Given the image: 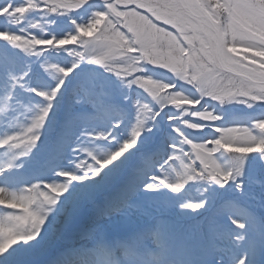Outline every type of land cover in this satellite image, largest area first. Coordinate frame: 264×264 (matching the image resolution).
Returning a JSON list of instances; mask_svg holds the SVG:
<instances>
[{
  "label": "rangeland",
  "instance_id": "1",
  "mask_svg": "<svg viewBox=\"0 0 264 264\" xmlns=\"http://www.w3.org/2000/svg\"><path fill=\"white\" fill-rule=\"evenodd\" d=\"M61 2L70 3L71 0H48L49 4ZM186 2L195 9H203L209 15V20L218 29L224 43L221 52L225 55L226 49L230 54L225 55L226 63L241 73L253 76L256 80L236 76L223 68L217 56L214 31L209 27L210 21L204 22L192 16L182 7L180 0H129L128 2L112 0L116 18L108 20L107 16H102L99 25L114 30L120 38L113 70L121 73V76L109 71L104 65L93 62L91 60L93 49L83 41L74 47L72 45L75 43V38L70 37L63 46L56 41L50 46L41 48L37 47L33 40L36 36L63 37L73 33L75 31L73 21L88 22L93 11L104 7V0H89L85 7L64 14L39 10L26 14L34 5L39 7L40 0H0V37L26 46L23 50L0 40V73L8 79L7 64L16 72L20 70V60L26 58L37 61L49 57L51 63L39 61L36 67L55 70L56 68L47 66L56 65V60L60 56L56 54L57 51L75 58V61L77 55L86 57V60L78 61L74 70L82 66L80 71H86L87 83L92 88L91 93L94 96H102L106 103L111 102L131 114L134 110H138L145 117L140 119L149 123L153 121L152 107L158 99L155 91L158 85L145 81L128 85L126 73L123 72L127 65L118 62L130 55L142 58L138 63L143 65L146 61L151 62L156 66V75L162 80L177 83L185 93L195 91L210 99L209 109H214V115L221 116L222 119L213 121L210 128L192 130L193 136L189 139L192 143L212 139L219 135L215 131L216 127L223 126L219 137L221 143L217 145L213 141L212 151L222 167L239 166L238 160L244 155L245 149L264 150V143L259 142V130H255L254 133L249 128L253 127L256 120L264 119V102H260L264 100V0H186ZM51 21L54 23H50ZM95 30L85 32L84 35L89 36ZM15 60L17 64L13 63ZM79 80L80 73H72L66 77V82L72 88ZM32 85H34L32 82L29 83L30 87L26 91L39 99H44L39 96V91L43 88ZM8 92L9 90L0 89L1 100ZM125 96L129 99L125 100ZM141 108L143 111L140 110ZM20 109L21 106H18L15 111ZM92 110L93 108H90L88 112ZM179 112L180 110L172 105L165 107L156 117L155 126L144 131L143 137L148 138L147 142H143L144 146L158 141L159 138L155 136L162 130L167 144L175 143L176 147L182 149L183 144L187 142L183 137L179 140L173 137L178 135L171 126L174 121L169 120L166 115V113L179 115ZM11 114L12 112L0 102V119ZM191 119L197 121L202 120L203 117L193 116ZM255 127L264 133V123ZM177 141L179 142L176 143ZM160 144H164L163 141H160ZM189 148L190 146H185V155H191ZM168 151L169 155L173 150L171 148ZM144 155L145 152H139L138 160H142ZM173 169L174 173L172 168L167 171L169 178L174 181V174L178 175L182 171L178 160ZM238 179L244 181L242 189L234 181L217 185L211 181L198 180L203 182L202 185L194 182L199 184L197 191L199 195L191 194L192 197L182 203L202 202L204 205L202 208L189 209L191 218L201 215V223L205 224V227L222 232L225 241L221 243L241 251V246L235 242V234L244 229L233 222V217H237L235 213L237 208L251 216V222L247 226L250 239L258 241L259 234L264 232V200H257L252 195L253 192L258 193L260 190L256 181L264 179V153L246 154L242 175ZM189 183L191 181L185 184V190ZM211 203L215 204L211 206ZM25 211L29 210L25 208ZM261 219L263 220L260 221ZM203 224L200 225L204 226ZM44 242L45 239L40 238L35 251L44 246Z\"/></svg>",
  "mask_w": 264,
  "mask_h": 264
},
{
  "label": "clouds",
  "instance_id": "2",
  "mask_svg": "<svg viewBox=\"0 0 264 264\" xmlns=\"http://www.w3.org/2000/svg\"><path fill=\"white\" fill-rule=\"evenodd\" d=\"M50 23H54V21ZM36 38L37 36L33 38L35 43ZM225 55H230L226 49ZM76 57L77 61L65 67H70L74 71L79 60L87 59L79 55ZM139 59L142 58L130 55L126 59L118 61L127 65V68L123 70L127 76L126 82L128 85L137 81L151 82L158 85L155 90L158 99L155 101V106L152 107L153 121L169 105L180 110L179 115H168L166 113L168 119L174 121L171 126L174 127L175 134H178L173 136L175 139L179 140L183 137L187 143H191L189 137L193 136L192 130L210 128L211 123L218 119V116L214 115L215 110H210L208 107L210 99H206L204 95L195 91L185 93L178 87L177 83L162 80L157 76L156 66L152 65L151 62L146 61L143 65H140L138 63ZM105 68L112 71L107 67ZM71 73H66V76ZM116 74L121 76V73ZM59 88L60 85L56 84L46 91L57 92ZM22 106L25 111L29 108L28 105ZM47 106L50 107V105ZM23 114L21 113V115ZM193 116L203 117V119L193 121L191 119ZM146 122L144 126L148 127L149 124ZM111 129L112 127L82 131L80 136L77 137L78 143L75 145L79 148V153H76L75 156V162L70 159V166L59 167L58 173L57 169L53 168L46 178L15 188L0 184V190H3L0 191V214L17 217L27 216L28 221L27 224L18 227L14 232L0 233V251L7 249L15 251L14 246L23 248L27 242L33 241V237L37 236L38 233H50L54 237L56 236L58 220L55 218L50 219L53 217V212L49 208V201L56 202V213H59L62 211L60 197L65 192L67 185H71L74 179L83 178L77 174H96L106 166L105 158L107 154L117 150L120 144L117 139L116 144L112 146L103 143L109 140V136L116 138ZM143 130V128L138 129L137 134ZM40 135V128L32 131V148L36 146ZM92 137L101 139L98 141L91 139ZM260 152H264V150ZM70 156L73 157V151L70 152ZM192 164L196 180L211 181V175H205L195 170L194 159ZM98 165L99 167H97ZM21 166L18 165L17 167ZM68 172L71 174H66ZM238 178V175L232 174L231 176H222L220 180L222 183H227L231 179L236 185H243L244 181ZM256 184L260 190L258 193L253 192L252 195L257 200H264V179L256 181ZM71 187L76 188L77 186L71 185ZM33 191L37 192V198L35 199L32 198ZM13 192L18 197H23L15 200L17 203L24 204L28 208V212L24 208H15L6 203L11 200L9 194ZM114 210L119 211V209ZM238 219L244 225L240 227L244 231L235 234V236L244 238L242 241L235 240L241 246L239 256L246 259V264H264V232L259 234L258 241L250 239L247 228L248 219L245 217H238ZM233 222L236 223L237 221L233 219ZM93 231L96 235L89 237L86 243L77 244L75 247L61 252L58 257L49 261L48 264H212L211 258L199 253V245L194 243L190 237L181 233L174 222L164 215L152 216L147 223L141 224H137L135 221L124 224L110 222L106 225H97ZM245 242H247L246 246ZM216 264H221V261L217 260ZM229 264H237V257L233 258Z\"/></svg>",
  "mask_w": 264,
  "mask_h": 264
},
{
  "label": "bare ground",
  "instance_id": "3",
  "mask_svg": "<svg viewBox=\"0 0 264 264\" xmlns=\"http://www.w3.org/2000/svg\"><path fill=\"white\" fill-rule=\"evenodd\" d=\"M202 15L203 14H201V18L203 17ZM203 21L207 22L205 18ZM37 61H34L30 58L20 60L21 69L23 71H28L29 75L27 77H33V79L41 86H43L45 90L54 87L63 74L59 73L57 69L47 70L43 68L38 69L35 67L38 66L39 61H42L44 63L46 62L51 63L49 57L48 58L45 57ZM72 62H73V58L61 57L58 61L56 60V65H60L61 63L63 66H67ZM63 79H64V85L61 88L58 96L55 98L54 102H52L53 107L48 113L44 125L41 128L40 139L37 141L36 146L33 148H32V140H33L32 132L29 133L27 131V127L33 121L34 118H38L40 115H46L42 113V109L44 106H46V103L45 102L40 103L38 108L35 110L34 108H32V103L30 99H27L26 105H28L29 108L23 114V116L27 118V124L25 125L21 133L18 134L19 144L23 146L25 156L19 157V159L17 160V164L22 165V167L20 168L16 167L14 169L7 170L3 174H0V184H6L8 186L9 184H12L11 187L13 188L18 187L17 183H19V180L16 178L17 173H24L27 174L28 176L36 177L42 171V169H40L38 165L45 164L47 162L49 163V166H51L50 170L56 168L58 173L59 164L57 161L52 162L50 159H48L47 162L46 161H43L41 163L39 162L42 156V152L39 150V146L40 144H43L46 140L51 138L50 135H48V130L54 119L62 116L64 114V111H65V116L67 118H74V115H72L70 111L72 108L70 98L78 99V97L84 96L86 94L91 95L90 91H92V88L89 85H87L86 78L84 77L80 78L79 82L72 90L66 83V77H63ZM0 83L2 86L10 88L6 80L2 79ZM79 89H83L84 91H87L90 94L89 93L83 94L82 92H79ZM18 90L19 89L15 88L14 93H16ZM22 100H25V98L22 97ZM15 106L16 104L14 103L11 107H15ZM139 114L140 113L138 112L134 114H129L126 111L113 109L111 113L108 115L107 126L108 128H111L113 126V121L123 122L114 133L116 134L117 140L121 142L131 136L132 129L135 126V123H132L131 120L135 118L138 119ZM100 116L101 114L98 113L95 119L88 118L85 121H83V118H79L80 121L78 122V125L90 123L88 127L83 128L79 126L78 127L71 126V127H67V129L59 128L58 131L55 132L59 136L58 137L54 136L52 143L57 146L56 148L58 149V154L60 155V157L67 158L68 162L66 163L67 164L66 166H70L69 164L70 159H73V162H75L76 153H79V148L76 147L75 145L76 143H78L77 137L80 136L82 131L86 129L89 131L93 129H104V124H103L104 119L99 118ZM34 130L36 129H33V131ZM2 133H3V128L0 126V137L2 136ZM81 139H83V137H81ZM91 139H96L99 141L101 138L92 137ZM103 143L112 146L116 144V140L115 141L107 140L104 141ZM138 144L135 146H138ZM147 145H151V144H147ZM134 147L132 150H130L128 154H126V157L123 158V162L116 166L115 172L112 171L111 166L109 167V169L105 170L103 179L94 178L87 181H72L71 185H76L77 187L76 188L71 187L69 192H66L62 195L60 202V208L62 209V211H60L59 213H56L55 211L53 213V217L50 218V219L55 218L56 220H58V223L56 224V227L58 229L56 236L54 237L50 233H42L33 241L27 242L25 247L23 248L14 246L16 250L12 251L11 255L6 257L5 264H11V263L28 264L31 262V260L29 259L39 258L41 255L45 254V251L53 247L58 240L62 242H71L72 239L79 237V238H84L85 242H87L89 237H94L96 235L93 229L96 228L97 225H106L110 222L116 224H124L131 221H135L137 224H141V223H147L150 217L158 216V215H164L168 217L170 220L174 222L175 226L180 230V232L185 234L186 236H188L187 235L188 231H191L194 235L188 237H190V239L194 243L199 245L198 251L201 255L211 258L212 264H216L217 260H220L221 264H228L233 258H235V256H239L237 252H229L226 254L225 257L219 256L218 257L219 259H217V255L214 253V248L222 240V238L219 234L213 232H208V233L203 232L201 234L199 233V229H197L198 228L197 225L192 224L193 221L190 217L191 215L190 211H187V209H183L181 207L182 201H185V199L177 198V195L179 193L184 192L183 189L178 193L174 191L173 192L168 191L165 194L159 188L153 190H148V189L141 190L140 188H138L136 193L134 194L135 200H133L130 204L128 202L126 203L123 202L118 203V201L110 202L108 204V207H110V209L118 207L119 211L117 214L111 213L110 214L111 216L104 218H101V215L103 214L107 215L108 210L104 206L106 199H102L99 201V204L98 202H96L97 207L89 216L84 217L80 220L79 226L77 227V229L76 228L74 229L71 237L70 238L64 237L65 236L64 226L71 224L74 221L76 215H79L82 212L84 206L91 203V201L94 200L95 198H98L99 193L102 190H104L106 187H108L110 184H112L114 180L118 178V176H120L124 170L129 171L130 174L133 175L132 182H134L133 180H135L138 170L141 167H143L142 164L137 166L136 169L134 170H128V167L131 164H133V160L139 157ZM167 148H171V146L166 144L162 147L163 150H166ZM71 151H73V157L70 156ZM162 153L163 151H160V153L159 152L155 153V156L159 157L158 160H164L163 159L164 157H161ZM11 155L12 154L10 153L6 154L5 156L6 161L11 157ZM55 157H56V153H55ZM152 171L157 174L159 173V171L158 170L156 171L155 168ZM48 175L49 174L41 175V178L44 179ZM19 186H21V184H19ZM117 189L122 190L125 188L124 185L120 184L117 186ZM124 195L126 194L124 193ZM155 196H160L161 199L158 200L156 199ZM10 202L14 204L16 200H10ZM16 208H25V205L21 203L20 207H16ZM162 211H170L171 213H162ZM236 213L239 216L248 219L245 213L241 211H237ZM25 217L26 216L20 217L22 221L17 222L15 220H11L10 222H8V226L6 228L7 233L14 232L18 227L27 224L28 221L25 220ZM16 218H17L16 216L13 217V219ZM89 221H94L92 229L88 230V232L85 234H81V231L79 229L81 228V226L87 227ZM2 223H3V215L0 217V228L2 227ZM40 238L45 239V242L43 243L44 246L40 247L35 251V249L39 245L38 240ZM28 245L31 246L29 247ZM30 254H33L32 257H30Z\"/></svg>",
  "mask_w": 264,
  "mask_h": 264
},
{
  "label": "snow or ice",
  "instance_id": "4",
  "mask_svg": "<svg viewBox=\"0 0 264 264\" xmlns=\"http://www.w3.org/2000/svg\"><path fill=\"white\" fill-rule=\"evenodd\" d=\"M88 3L89 0H71L70 3L61 2L58 4H49L48 0H40L39 7H35L34 5L32 8L28 9V13L26 14H30L32 11H36V10L42 12L45 11L51 12L52 14H64V13L73 12L75 10H79L85 7V5H87ZM116 7H120V6L116 5ZM102 16H107L108 20H112L116 18L112 0H104V7L100 10L93 11L91 18L88 22L81 24V23H77L74 20L73 23L75 24V31L73 33H69L63 37L53 36L44 39L37 37L36 46L45 48L47 46H50L53 42L56 41H58L59 44L63 46L67 39H69L70 37L75 38V43L72 46L75 47L81 41L87 43L93 49L91 53V57H92L91 60L96 64H102L105 67L112 70V72H115L113 70V64L116 62V54L117 51L119 50L118 44L120 42V38L118 34L114 32V30H109L108 28L99 25V19ZM93 29H96L93 32V34L89 36L84 35L85 32H92ZM0 40L6 41L10 45L19 49L24 50L26 47L23 44H20L16 41L6 40L3 37H0ZM217 56L220 60L227 62V57L223 54V52L217 53ZM47 67L56 68L59 73L63 74L62 77L56 83L60 85V88L59 91L57 92L44 91V90L39 91L41 97H47L46 106H44L42 109V113L46 115H40L38 118L33 119V121L27 127V131L29 133H31L33 129L42 128L48 113L53 107L52 102H54L55 98L58 96L61 88L64 85L63 77H67L66 73H71L73 71L72 68L65 66L48 65ZM28 75H29L28 71H22L17 73L11 68L7 69V76L11 82V90L4 97H2V99L6 102V106L8 108H10L14 103H16V101L14 100V90L16 86L24 87V81ZM127 99H129V97L125 96V100ZM78 102L81 103L87 102L89 104H92L93 106L100 107L101 111L104 114H107L110 111V108L112 107L110 105H106L102 96L94 97L92 95L86 94L84 96L78 97ZM260 102H264V100H260ZM47 105H50V107H48ZM140 110L143 111V108H141ZM220 119H222L221 116H219L218 119H216L215 121H218ZM122 123H123L122 121H113V126L111 129L112 133H115ZM262 123H264V119L256 120L254 122L253 127H249L253 130L254 133H256L255 130H259L258 135H260V139H259L260 143H264V133H262L260 129L256 128L255 125ZM148 124L149 126L145 127L144 126L145 121L137 119L135 123V128L132 129L131 136L121 141L117 150H114L107 154L105 158L106 166L101 171L97 172L96 174L88 173L87 175H84L83 173H78L77 175L83 178L74 179L73 181H87L94 178L103 179L105 170L109 169L110 166L112 171L115 172L116 166L123 162V158L126 157V154H128L135 145L141 142L144 131L150 129L151 127H154L152 126L154 125V121H149ZM140 128H143L144 130L142 132H139V134H137V130ZM222 128L223 126L216 127L215 131L219 134L218 136H215L212 139H207L203 142H196V143H192V140L190 139L191 143L183 144L182 149L176 147V144L173 143L171 145L173 151L163 161H158L156 159L155 154L146 156L143 161V167H141L138 170L135 181L128 188L127 195L124 196L118 203L120 202L126 203L131 198V196L136 193L138 188L153 190L157 188L167 187L174 192L177 193L180 192L185 187V184L188 181L196 180L193 174L194 173V168L192 164L193 159L195 160V170H198L199 172L205 175H211L212 177L211 182H214L217 185H225L229 181H232L231 179H229L227 183H222L220 180V177L222 176H231L232 174H236L239 177H241L242 168L244 164V156L249 153L260 152V151H252L250 149H245L244 155L241 156L238 160L239 166H234L233 168L222 167L217 162L216 154L212 151L213 141L217 145L221 143V139H219V137L221 136ZM108 138L109 140L112 141H115L117 139V137L113 138V136H109ZM178 142L179 141H177L176 143ZM205 144H207V148H205ZM4 146H7V148L10 151H13V155H11V157L6 161V163L2 167H0V174L5 173L7 170L16 168L18 166L17 160L19 159V157L25 156L24 148L22 145L19 144V136L17 132H13L11 134H7L0 137V147H4ZM185 146H190L188 151L191 153V155H185ZM260 153H264V152H260ZM177 160L180 163L182 171L178 173L179 179L173 181L169 178L167 169L173 168ZM97 167H99V165ZM156 167L159 168L158 174L152 171L153 168ZM66 174L70 175L71 173L68 172ZM237 186L240 187L241 189L243 187L242 184ZM70 189H71V185L69 184L67 185L64 193L69 192ZM9 195L11 200L23 198V197H18V195L15 192L10 193ZM41 195H43V193H41ZM61 197H60V202H61ZM32 198H37L36 191L32 192ZM202 206H204L202 202H189L181 205V207L183 208L194 209V210L200 209ZM49 208H51L52 212L54 213L57 210L56 202L49 201ZM116 209L118 210L119 208L117 207ZM233 219L237 221L236 224H238L239 227L244 226L240 223L238 216L233 217ZM41 234L42 233H38L37 236L33 237V240L38 236H40ZM243 239L244 238L242 236H235V240L242 241ZM12 251L13 249L0 251V264H5L6 257L11 255ZM237 264H246V259L238 256Z\"/></svg>",
  "mask_w": 264,
  "mask_h": 264
},
{
  "label": "water",
  "instance_id": "5",
  "mask_svg": "<svg viewBox=\"0 0 264 264\" xmlns=\"http://www.w3.org/2000/svg\"><path fill=\"white\" fill-rule=\"evenodd\" d=\"M212 25H213V28L215 30V33H216V36H217V40H218L217 46H218V48H220V45L222 44L221 36H220V34H219L218 29L216 28V26L213 23H212Z\"/></svg>",
  "mask_w": 264,
  "mask_h": 264
}]
</instances>
